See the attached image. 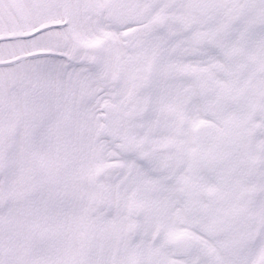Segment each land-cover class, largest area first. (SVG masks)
Here are the masks:
<instances>
[{"label": "snow or ice", "instance_id": "obj_1", "mask_svg": "<svg viewBox=\"0 0 264 264\" xmlns=\"http://www.w3.org/2000/svg\"><path fill=\"white\" fill-rule=\"evenodd\" d=\"M0 264H264V0H0Z\"/></svg>", "mask_w": 264, "mask_h": 264}]
</instances>
